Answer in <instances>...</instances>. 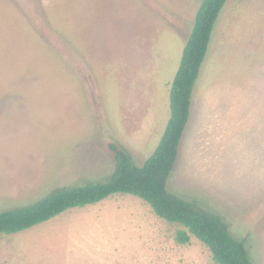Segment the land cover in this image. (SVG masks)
I'll return each instance as SVG.
<instances>
[{
	"label": "rangeland",
	"instance_id": "rangeland-1",
	"mask_svg": "<svg viewBox=\"0 0 264 264\" xmlns=\"http://www.w3.org/2000/svg\"><path fill=\"white\" fill-rule=\"evenodd\" d=\"M201 3L0 0V212L106 181L111 143L144 164ZM192 113L168 189L218 214L264 264V0L225 4ZM178 228L118 193L0 235V264H217L198 238L177 243Z\"/></svg>",
	"mask_w": 264,
	"mask_h": 264
},
{
	"label": "trees",
	"instance_id": "trees-1",
	"mask_svg": "<svg viewBox=\"0 0 264 264\" xmlns=\"http://www.w3.org/2000/svg\"><path fill=\"white\" fill-rule=\"evenodd\" d=\"M227 1L202 0L171 84L169 121L144 164L136 165L124 149L111 143L115 168L106 181L58 189L32 205L0 212V235L24 231L70 208L97 204L114 194L124 193L140 197L157 216L177 224V243L189 244L196 237L210 249L217 264H254L246 240L232 235L229 225L218 214L200 209L168 189L190 118L193 90L214 26Z\"/></svg>",
	"mask_w": 264,
	"mask_h": 264
},
{
	"label": "crops",
	"instance_id": "crops-1",
	"mask_svg": "<svg viewBox=\"0 0 264 264\" xmlns=\"http://www.w3.org/2000/svg\"><path fill=\"white\" fill-rule=\"evenodd\" d=\"M198 93V92H197ZM171 110V109H170ZM170 114H171V112H170ZM192 106H191V112H190V118H189V121H188V123H187V126L189 125V122H190V119L192 118ZM200 114H202V115H204V112H203V110L200 112ZM170 118V117H169ZM169 121V120H168ZM168 123V122H167ZM187 126H186V128H187ZM185 132H186V129H185V131H184V134H183V137H182V140H181V142H180V145H179V149H178V155H177V160H176V162H178V159H179V156H180V151H181V145H182V143H183V138H184V135H185ZM248 142H249V139H248ZM227 152H228V154L226 155V156H228V157H233L234 155H235V157L236 156H238V157H240V156H244V154L243 153H239V152H237V151H233L231 148H228L227 149ZM255 153H258L257 151H254ZM175 166H177L176 165V163H175ZM175 167H174V171H175ZM235 169H236V165H235V167L233 168V170L231 171V173H233V172H235Z\"/></svg>",
	"mask_w": 264,
	"mask_h": 264
}]
</instances>
